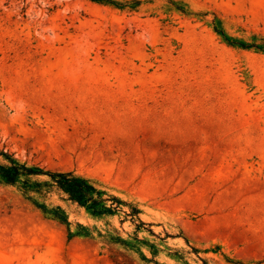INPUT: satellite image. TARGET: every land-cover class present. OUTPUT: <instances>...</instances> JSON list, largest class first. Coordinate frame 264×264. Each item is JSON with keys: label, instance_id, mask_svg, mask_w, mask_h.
Listing matches in <instances>:
<instances>
[{"label": "rangeland", "instance_id": "374dc122", "mask_svg": "<svg viewBox=\"0 0 264 264\" xmlns=\"http://www.w3.org/2000/svg\"><path fill=\"white\" fill-rule=\"evenodd\" d=\"M113 1L0 0V152L122 202L0 185V264H264V0Z\"/></svg>", "mask_w": 264, "mask_h": 264}, {"label": "trees", "instance_id": "16d2710c", "mask_svg": "<svg viewBox=\"0 0 264 264\" xmlns=\"http://www.w3.org/2000/svg\"><path fill=\"white\" fill-rule=\"evenodd\" d=\"M101 4H108L118 7H127L129 4H120L113 0H90ZM140 4L139 1H132L131 5ZM3 157V163H0V185H7L20 188L23 196L31 202L42 214L63 226H65L69 238L83 237L92 239L91 230L77 224L75 232L71 231L72 223L66 211L60 205L47 204L45 201L51 194L57 193L60 197L72 204L85 208L93 216H101L105 214H112L115 212L122 202L117 198H112V205H106V199L102 196L104 192L100 191L95 183L75 175L73 172L61 171H45L37 166L30 167L25 163H21L14 155L8 152H0ZM42 176H47V180H40ZM34 195L44 198L41 202ZM140 211L133 209L131 216H137ZM140 225H146L138 220ZM111 243H125L121 238H109Z\"/></svg>", "mask_w": 264, "mask_h": 264}, {"label": "crops", "instance_id": "0c3cea01", "mask_svg": "<svg viewBox=\"0 0 264 264\" xmlns=\"http://www.w3.org/2000/svg\"><path fill=\"white\" fill-rule=\"evenodd\" d=\"M214 229H216V232L215 233H219V232H222L223 231V228L220 227V225H217V226H214ZM216 237H219V238H222L223 239V235L218 234Z\"/></svg>", "mask_w": 264, "mask_h": 264}]
</instances>
